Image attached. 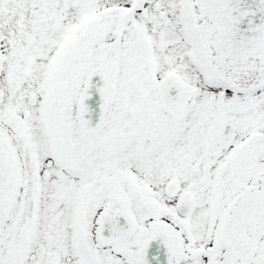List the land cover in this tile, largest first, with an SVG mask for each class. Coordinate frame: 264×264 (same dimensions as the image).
I'll list each match as a JSON object with an SVG mask.
<instances>
[{
  "label": "snow or ice",
  "instance_id": "1",
  "mask_svg": "<svg viewBox=\"0 0 264 264\" xmlns=\"http://www.w3.org/2000/svg\"><path fill=\"white\" fill-rule=\"evenodd\" d=\"M0 264H264V0H0Z\"/></svg>",
  "mask_w": 264,
  "mask_h": 264
}]
</instances>
